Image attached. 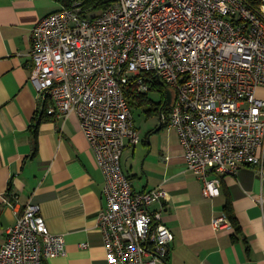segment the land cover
Listing matches in <instances>:
<instances>
[{
	"label": "built area",
	"instance_id": "built-area-1",
	"mask_svg": "<svg viewBox=\"0 0 264 264\" xmlns=\"http://www.w3.org/2000/svg\"><path fill=\"white\" fill-rule=\"evenodd\" d=\"M28 56L37 115L74 114L103 175L97 223L108 264L163 263L173 241L161 212L150 209L165 192H135L121 167L124 149L140 141L129 94L164 84L170 110L161 119L177 131L205 198L219 196L221 178L242 166L263 178L264 99L255 92L264 88V0H115L93 18L77 3L40 20ZM65 255L64 236L32 204L0 246V264Z\"/></svg>",
	"mask_w": 264,
	"mask_h": 264
},
{
	"label": "crops",
	"instance_id": "crops-1",
	"mask_svg": "<svg viewBox=\"0 0 264 264\" xmlns=\"http://www.w3.org/2000/svg\"><path fill=\"white\" fill-rule=\"evenodd\" d=\"M59 9L53 0H0V246L7 228L32 204L40 207L48 230L66 242V255L44 264H108L97 223L105 206L104 178L79 120L72 114L44 116L37 123L38 96L29 81L32 30ZM255 94L264 99V88ZM158 127H135L140 141L124 149L120 163L135 192H165L150 207L161 212L173 234L160 264H264V211L258 202L264 201V174L261 178L255 167L242 166L236 175L221 178L219 196L205 198L177 131L164 121ZM214 218L229 226L213 229Z\"/></svg>",
	"mask_w": 264,
	"mask_h": 264
},
{
	"label": "trees",
	"instance_id": "trees-1",
	"mask_svg": "<svg viewBox=\"0 0 264 264\" xmlns=\"http://www.w3.org/2000/svg\"><path fill=\"white\" fill-rule=\"evenodd\" d=\"M55 1L59 6H60V10L62 9H68L73 7L75 4L80 3V7L82 10V14L88 16V14L92 13V15L90 17H95L97 15H99L100 13H102L104 10H106L115 0H53ZM151 86H154L153 88H157V90H159L160 92H163L161 88H164V93H163V97H162V102L158 104V107L155 109H153V111H157L158 115H162L164 116V118L167 117L168 112L170 110V105L167 104V101H165V93H166V87L164 86V84H162L160 81H155L152 82ZM161 86V88H160ZM146 94H129L127 96L129 103H130V98L131 97H136V98H143V96H145ZM131 105V104H130ZM44 116H48L46 114H42L40 117H38L37 123H41L43 120ZM50 117V116H49ZM36 136H37V129H35V131L33 132V146L34 149L36 148ZM225 214L227 216V218H229V220L231 221V224L233 225L234 228L235 227V217L232 214V212L230 211L229 207H225Z\"/></svg>",
	"mask_w": 264,
	"mask_h": 264
},
{
	"label": "rangeland",
	"instance_id": "rangeland-1",
	"mask_svg": "<svg viewBox=\"0 0 264 264\" xmlns=\"http://www.w3.org/2000/svg\"><path fill=\"white\" fill-rule=\"evenodd\" d=\"M91 15L92 13L88 14V16ZM161 89L163 92L151 87L150 91L143 98H130L133 121L136 128L141 130L143 128H155L159 125L158 112L153 111V109H156L158 104L162 102L164 88ZM143 135L144 133H142V137Z\"/></svg>",
	"mask_w": 264,
	"mask_h": 264
},
{
	"label": "water",
	"instance_id": "water-1",
	"mask_svg": "<svg viewBox=\"0 0 264 264\" xmlns=\"http://www.w3.org/2000/svg\"><path fill=\"white\" fill-rule=\"evenodd\" d=\"M167 104H168V105L170 104L169 95H168ZM161 125H162V120H161V118H160V124H159V127H158V129H160V128H161Z\"/></svg>",
	"mask_w": 264,
	"mask_h": 264
}]
</instances>
